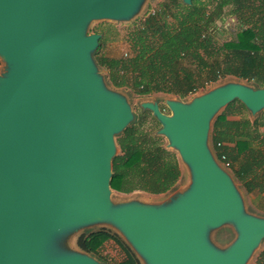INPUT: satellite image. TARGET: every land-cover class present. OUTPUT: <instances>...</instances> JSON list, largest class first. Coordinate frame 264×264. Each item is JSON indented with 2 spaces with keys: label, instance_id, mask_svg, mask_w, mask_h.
Listing matches in <instances>:
<instances>
[{
  "label": "water",
  "instance_id": "95a60500",
  "mask_svg": "<svg viewBox=\"0 0 264 264\" xmlns=\"http://www.w3.org/2000/svg\"><path fill=\"white\" fill-rule=\"evenodd\" d=\"M145 1L0 0V264H104L55 245L90 225L114 229L141 264H248L263 243L264 216L247 209L208 141L233 102L264 112V88L235 82L168 100L170 116L142 103L192 182L162 203L112 201L116 137L135 115L106 88L94 58L101 35L89 28L134 20ZM225 225L238 236L220 250L209 233Z\"/></svg>",
  "mask_w": 264,
  "mask_h": 264
},
{
  "label": "trees",
  "instance_id": "16d2710c",
  "mask_svg": "<svg viewBox=\"0 0 264 264\" xmlns=\"http://www.w3.org/2000/svg\"><path fill=\"white\" fill-rule=\"evenodd\" d=\"M229 15L237 16V31L233 38L220 41L219 35L226 31L218 23ZM110 27L99 33L94 58L117 89L141 97L162 93L186 99L228 77L264 88V0H193L192 5L164 0L127 34L118 30L112 34ZM111 34L112 41L122 39L129 46L119 57L104 52ZM247 112L239 101L225 108L213 123L212 144L219 159L227 157L246 192L262 194L264 112L253 120ZM146 123L135 118L117 137L119 154L113 159L111 180L116 193L160 196L174 191L183 180L178 154L167 149L164 138ZM108 242L120 249L122 261L112 263L102 255ZM77 244L104 264H141L127 243L110 230L83 234Z\"/></svg>",
  "mask_w": 264,
  "mask_h": 264
},
{
  "label": "rangeland",
  "instance_id": "374dc122",
  "mask_svg": "<svg viewBox=\"0 0 264 264\" xmlns=\"http://www.w3.org/2000/svg\"><path fill=\"white\" fill-rule=\"evenodd\" d=\"M163 1L164 0H146L143 4V8H142L140 14H138V16L134 20L132 18V20H129V21L122 20V21H118V22L95 21L91 24V26L89 28V33L90 34H94V33L99 34L102 31H107L108 27L114 26V27H110V28H112V31H111L112 34H114L115 30L120 31L123 34H127L128 32L133 30V27L135 25L139 24L140 20L147 13L153 12L158 7V5ZM218 25L219 26L222 25L223 29L226 31V33H222L219 35V40L220 41L229 40V39L234 37V35L237 31V28L239 25L238 18L235 15L226 16L223 23L219 22ZM112 34L110 35V39L114 37ZM128 49H129V46L126 43H124L122 41V39H117V40H113V41L111 39V41H109L107 43V45L104 49V52L109 57H119ZM98 69H99L98 70L99 74L101 75L103 81L106 84V88L110 92L115 93V94H119L122 98L126 99L133 109L135 118H139L140 120L141 119L147 120L146 127L150 130H155L156 133H158L161 130L162 125L155 119L153 113H151L150 111H146L145 109L142 108V106H141L142 103H146V102L157 103L159 105L161 111L164 114L170 116V115H172V112L168 107V104H167L168 100H177V101H180L182 103H189L193 100V98H195L197 96H200L202 94H206V93L210 92L211 90H213L219 86H223V85H227L229 83H235V82L242 83V84L248 85L250 87H254L253 84H251L247 81H242V80H239L236 78L228 77L226 79L220 80L217 83L209 85L204 90H201L199 93L192 95V96H189L186 99H179L178 97H175L172 95H166V94H162V93L153 94V95L147 96V97H141V96H138L136 94H133L132 92H130L126 89H117V88L113 87L112 85H110L108 83L107 70L104 68H101V67H99ZM247 113L249 114V111ZM249 115H251V114H249ZM234 117L235 116H229L228 118L232 119ZM153 119L157 123H155L153 121ZM212 128H213V125H212ZM212 128H211L208 144H209L210 148L212 149V151H214L213 144H212ZM159 136H161V135H159ZM117 137H116V143H117ZM162 137L164 138V140L166 142V146H168L169 145L168 138L166 136H162ZM117 154H119L118 143H117ZM182 166H183V170H184L183 171L184 177H183V180L181 181V183L178 185V187L174 191L167 193L165 195L151 196V195H148L146 193L139 192V191L134 192V193L129 194V195H125V194L116 193L113 190L112 196H111L112 201L115 204L131 202L133 200H140V201H143L145 203H162V202L168 201L174 194H177L179 191L185 190L189 186V184L192 182V176L189 172V169L185 165H182ZM229 172H231V171H229ZM231 175H232L238 189L243 194L245 203L247 204V206H249L248 210L250 212H251V210H254L255 212L260 211V209L258 208V205L260 203L258 204V201L259 200L261 201V197H258L257 193L248 194L246 192L245 188L240 184V182L232 174V172H231ZM253 196H257L258 198L254 199ZM102 229L110 230V231L116 233V231H114V229H112L111 227L106 226V225L84 226L82 229L77 230L75 232V234L74 233L70 234L68 236V238L64 240L65 243L63 241L62 242L58 241L60 236L57 235L55 237V245H56V247L61 245L62 250H64V252L67 254L90 255L89 253L84 252L83 250H81L78 247L77 241H78L79 237L83 234L102 230ZM237 236H238V233H237L235 227L232 225H225V226H223L217 230L216 229L211 230L209 233V239H210L211 243H213L220 250H225L228 247H230L235 242V240L237 239ZM48 238H51V235H49ZM48 238H47V243H48ZM51 241H52V239H51ZM49 244H50V242L48 243L47 248H49V246L53 245V243H51L50 245ZM46 255L49 256L48 258H45L44 261H46V262H47V260L49 261L51 257H53V255L50 252H46ZM102 255L105 258H107V260L109 262H112V263H117V262H120L124 259V255L122 254L120 249L117 247V245H115L113 242L106 243L104 249L102 250ZM90 256L93 257L92 255H90ZM93 258L97 259L96 257H93ZM263 260H264V241L261 244L260 248L255 252L253 258L248 262V264H258V263L263 262Z\"/></svg>",
  "mask_w": 264,
  "mask_h": 264
},
{
  "label": "crops",
  "instance_id": "0c3cea01",
  "mask_svg": "<svg viewBox=\"0 0 264 264\" xmlns=\"http://www.w3.org/2000/svg\"><path fill=\"white\" fill-rule=\"evenodd\" d=\"M0 67H1V64H0ZM241 103V102H240ZM242 104V103H241ZM244 106V105H243ZM245 107V106H244ZM227 108V107H226ZM246 108V107H245ZM246 110H248L247 108H246ZM249 111V110H248ZM249 114H251L250 113V111H249ZM261 114V113H260ZM259 115V114H258ZM258 115L257 116H255V117H253L252 115H250V118L253 120V119H255V118H257L258 117ZM235 120V119H238V118H232L231 120ZM262 131H264V128L262 129ZM216 155V154H215ZM222 164V163H221ZM229 171H231V170H229ZM258 194V193H257ZM258 197H261V201L259 200L258 201V208L260 209V211H254V210H251V212L253 213V214H255V215H258V216H264V192L262 193V194H258L257 195ZM257 196H253L254 197V199H257L258 197ZM247 205V204H246ZM249 206H247V209H249L248 208ZM263 214V215H262Z\"/></svg>",
  "mask_w": 264,
  "mask_h": 264
},
{
  "label": "built area",
  "instance_id": "2783aa9c",
  "mask_svg": "<svg viewBox=\"0 0 264 264\" xmlns=\"http://www.w3.org/2000/svg\"><path fill=\"white\" fill-rule=\"evenodd\" d=\"M219 161L222 163V165L224 166V168L230 170L231 167V163L227 160V157L225 155H223Z\"/></svg>",
  "mask_w": 264,
  "mask_h": 264
}]
</instances>
